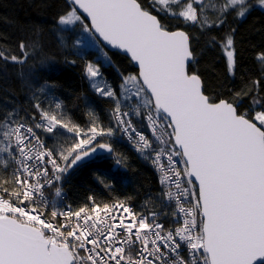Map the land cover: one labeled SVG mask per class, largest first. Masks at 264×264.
<instances>
[{"label":"snow or ice","instance_id":"obj_1","mask_svg":"<svg viewBox=\"0 0 264 264\" xmlns=\"http://www.w3.org/2000/svg\"><path fill=\"white\" fill-rule=\"evenodd\" d=\"M251 7L249 0H66L58 28L78 25L98 35L130 54L139 71L118 73L121 83L112 87L96 82L103 77L99 61L85 63L92 89L113 105L107 128L89 110L90 126L82 129L62 103H34L27 116L14 109L0 114V264H264V96L253 97L248 112L240 111L246 92L232 101L210 98L189 71L195 62L190 34L162 23L171 17L207 34L230 15L244 18ZM234 32L210 38L222 44L232 70ZM36 46L22 40L19 56L0 50V61L23 65ZM256 58L264 64V51ZM134 118L147 122L154 141ZM59 129L74 134L73 142L49 148L39 132L60 135ZM117 132L158 166L161 196L178 227L161 222L167 212L137 213L127 201L101 204L89 197L78 209L52 210L53 220L38 211L37 194L45 200L47 186L98 149L112 152L97 138Z\"/></svg>","mask_w":264,"mask_h":264},{"label":"trees","instance_id":"obj_2","mask_svg":"<svg viewBox=\"0 0 264 264\" xmlns=\"http://www.w3.org/2000/svg\"><path fill=\"white\" fill-rule=\"evenodd\" d=\"M65 3L66 0H0V50L19 56L18 44L22 40L29 45L33 41L37 43L34 50L29 49V59L23 65H5L0 61V114L14 109L27 116L35 113L34 103L39 102L44 108L62 103V111L82 129L90 126L89 110L107 128L114 123L110 115L113 105L91 88L85 63L99 61L101 72L113 87L121 83L118 73L135 75L138 70L127 56L118 52L108 51L113 67L104 64L95 49L76 46L84 31L78 25L60 28L56 25ZM162 23L170 30L183 29L190 34L195 62L189 69L201 77L205 94L210 98L232 101L237 93L246 92L240 111L248 112L253 107L252 98L264 96V64L256 58L264 51L263 8L252 6L244 18L230 15L224 25L207 34L171 17H163ZM231 29H235L237 50L234 70L230 69L222 44L210 43L211 37L220 41ZM134 120L142 123L139 118ZM58 131L60 135L39 134L49 148L58 141L73 142L72 133ZM98 140L110 144L113 152L99 155L65 176L60 185L67 192L66 202L79 208L89 203V197L101 204L125 200L140 212H167L169 215L160 219L169 223L173 209L166 207L161 196L163 186L152 158L116 137L104 136Z\"/></svg>","mask_w":264,"mask_h":264},{"label":"built area","instance_id":"obj_3","mask_svg":"<svg viewBox=\"0 0 264 264\" xmlns=\"http://www.w3.org/2000/svg\"><path fill=\"white\" fill-rule=\"evenodd\" d=\"M133 123L135 124L136 128L138 131H141L143 132L146 136L149 137V139L153 140L154 141V137L152 136V133L150 131V127L147 125V122L146 121H142L141 124H138L135 120H133ZM134 136V134H133ZM111 137H116L119 139V141L121 142H124L128 145H130L131 147H133L135 150H137L136 148V144L134 143L133 140H130L128 138V136L124 135L123 133L119 132L118 135H113ZM100 137H98L97 139H99ZM46 143V142H45ZM153 160V159H152ZM162 163H165V166H167L166 164V158L163 159L161 161ZM159 176H160V180H161V172L159 171L158 169V166L156 164H154ZM179 167H183V162L181 161L180 164L178 165ZM50 167V166H49ZM61 182H57L55 184H52V185H49L47 186L43 192H44V197H45V200H41L39 198V195L37 194V197H36V203L37 205H39L40 207L38 208V211H44V216L47 217V219L49 220H53V218L51 217L50 215V212L52 210H56L58 212H64L67 210V206H71V208L73 210L75 209H78V208H75L73 205H71L70 203H67L66 200H65V196L67 194L66 190L64 188H62V186L60 185ZM59 188L61 190V195L60 196H55L54 195V192L55 190ZM120 201H125V200H120ZM117 202V201H115ZM128 202V201H127ZM113 203V202H112ZM112 203H109V204H112ZM128 204L130 205V207L133 209V211L137 212V213H140V211H138L130 202H128ZM55 206V207H53ZM147 214V213H146ZM44 218V217H42ZM62 218L61 217H57L55 218V221L54 222H58L59 220H61ZM161 220V219H160ZM173 220V217L171 216L170 217V222H164L163 220H161V222H163L165 224V227L167 226L168 228H174V227H178L179 225L177 224H174L172 222Z\"/></svg>","mask_w":264,"mask_h":264},{"label":"rangeland","instance_id":"obj_4","mask_svg":"<svg viewBox=\"0 0 264 264\" xmlns=\"http://www.w3.org/2000/svg\"><path fill=\"white\" fill-rule=\"evenodd\" d=\"M249 3H250L252 6H259V7H261V8L264 9V6L259 5L258 2H257V0H249ZM81 40H82L81 45H84V46H86V47H88V48L95 49V50L98 52V57H99L101 60L104 61V64H109V63H108V60H109V59L111 60L110 54H109L108 50L102 45V43L98 40V38H97L95 35L84 32L83 35H82V39H81ZM105 53L107 54V58H108V59H105V56H104ZM94 64H96V63H94ZM98 66H99V65H98ZM99 67H100V66H99ZM100 69H101V68H100ZM128 75H129V74H128ZM132 75H133V74H132ZM125 76H127V75H125ZM88 80H89V79H88ZM103 80H106V78L104 77V75H103L102 78H96V82H98V83H101ZM106 81H107V80H106ZM107 82H108V81H107ZM91 83H92V81L89 80V84H90V86H91ZM108 84H110V85L112 86L111 83L108 82ZM112 87H113V86H112ZM91 88H92V87H91ZM120 91H121V93H123V89H122V88L120 89ZM128 103L133 105V102H132V101H129ZM133 107H134V105H133Z\"/></svg>","mask_w":264,"mask_h":264},{"label":"water","instance_id":"obj_5","mask_svg":"<svg viewBox=\"0 0 264 264\" xmlns=\"http://www.w3.org/2000/svg\"><path fill=\"white\" fill-rule=\"evenodd\" d=\"M81 11H82V10H81ZM85 15H86V14H85ZM179 30H182V29H179ZM95 36L98 38V40L102 43V45H103L108 51H111V52H118V53H120V54H122V55L127 56V57L130 59V54H126L123 50L115 49V48H113V47H111V46H108V45H107V42L103 41V39H102L101 37H98V35H95ZM190 43H191V41H190ZM130 60H131V59H130ZM131 62L133 63V65H134V66L137 68V70L139 71L138 65H137L135 62H133L132 60H131ZM189 71H190V69H189ZM190 72H191V71H190ZM196 74H197V73H196ZM197 75H198V74H197ZM200 78H201V77H200ZM201 81H202V79H201ZM202 83H203V82H202ZM203 86H204V85H203ZM112 152H113V151H112ZM112 152H108L107 150L98 149L95 153H91L88 157H85L82 161L78 162L77 165L74 166V167L70 170V172H71L73 169L79 167L80 165H82V164H84V163H86V162H88V161L94 159V158L97 157L98 155L111 154ZM70 172H69V173H70ZM69 173H68V174H69ZM68 174H67L66 176H68Z\"/></svg>","mask_w":264,"mask_h":264},{"label":"bare ground","instance_id":"obj_6","mask_svg":"<svg viewBox=\"0 0 264 264\" xmlns=\"http://www.w3.org/2000/svg\"><path fill=\"white\" fill-rule=\"evenodd\" d=\"M176 30H178V29H176ZM183 30V29H182ZM185 31V30H184ZM74 135V134H73ZM99 156V155H98ZM5 196L7 197V194H5Z\"/></svg>","mask_w":264,"mask_h":264},{"label":"clouds","instance_id":"obj_7","mask_svg":"<svg viewBox=\"0 0 264 264\" xmlns=\"http://www.w3.org/2000/svg\"><path fill=\"white\" fill-rule=\"evenodd\" d=\"M103 143H106V142H103Z\"/></svg>","mask_w":264,"mask_h":264}]
</instances>
